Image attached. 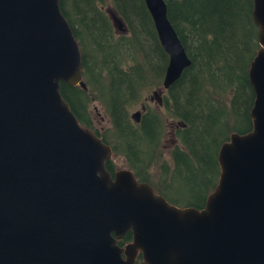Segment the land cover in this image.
<instances>
[{
    "label": "water",
    "instance_id": "obj_1",
    "mask_svg": "<svg viewBox=\"0 0 264 264\" xmlns=\"http://www.w3.org/2000/svg\"><path fill=\"white\" fill-rule=\"evenodd\" d=\"M144 3L168 56L162 90L152 93L161 105L191 62L165 2ZM252 17L253 129L221 146L204 208H180L128 169L112 177L111 148L63 100L60 83L84 84L59 0H0V264H135L138 253L145 264H264V0H253Z\"/></svg>",
    "mask_w": 264,
    "mask_h": 264
},
{
    "label": "trees",
    "instance_id": "obj_2",
    "mask_svg": "<svg viewBox=\"0 0 264 264\" xmlns=\"http://www.w3.org/2000/svg\"><path fill=\"white\" fill-rule=\"evenodd\" d=\"M163 1L191 64L163 91L161 105L143 104L138 122L129 115L145 93L162 90L168 63L144 0H59L79 46L84 84L62 82L60 94L80 126L111 148L105 164L111 176L121 157L136 181L169 203L202 209L220 177L221 146L253 129L249 69L260 49L253 0ZM110 11L126 33L115 29ZM93 103L109 121L104 130L92 119ZM169 121L175 144L165 157ZM131 241L128 232L118 245ZM135 264H145L140 253Z\"/></svg>",
    "mask_w": 264,
    "mask_h": 264
},
{
    "label": "rangeland",
    "instance_id": "obj_3",
    "mask_svg": "<svg viewBox=\"0 0 264 264\" xmlns=\"http://www.w3.org/2000/svg\"><path fill=\"white\" fill-rule=\"evenodd\" d=\"M161 96H164V93H162ZM142 100L143 101H141V103H139L136 107H134V108L132 107L129 110V115L130 116L133 115L134 112L140 111L143 104L150 105L151 107H154V108H157V106H158L157 98L152 96V92H149L147 94L145 93V95L142 98ZM146 101H147V103H146ZM94 107H97L95 103H93L92 109ZM90 113L92 115V119L94 120L95 125L99 129L104 130V129H106L109 126V121L106 118V116H104V113L102 111H97L96 112L93 109V110H90ZM168 123L169 124L167 126V134H166V137L164 138V140L162 141V146H161L165 157H167L169 150L175 144V142H173L174 139H173V136H172V130L174 128V124L171 121H169ZM114 161H115V164H116V169H127L125 167L123 158H121V157L117 158L116 157Z\"/></svg>",
    "mask_w": 264,
    "mask_h": 264
},
{
    "label": "flooded vegetation",
    "instance_id": "obj_4",
    "mask_svg": "<svg viewBox=\"0 0 264 264\" xmlns=\"http://www.w3.org/2000/svg\"><path fill=\"white\" fill-rule=\"evenodd\" d=\"M174 142V141H173ZM118 170H120V169H116L114 172H116V171H118ZM114 174V173H113ZM113 177V176H112Z\"/></svg>",
    "mask_w": 264,
    "mask_h": 264
}]
</instances>
